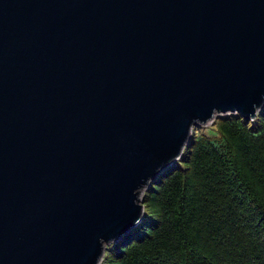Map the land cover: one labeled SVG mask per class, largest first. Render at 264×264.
Here are the masks:
<instances>
[{
  "label": "water",
  "instance_id": "95a60500",
  "mask_svg": "<svg viewBox=\"0 0 264 264\" xmlns=\"http://www.w3.org/2000/svg\"><path fill=\"white\" fill-rule=\"evenodd\" d=\"M264 107V0H0V264H99L193 125Z\"/></svg>",
  "mask_w": 264,
  "mask_h": 264
},
{
  "label": "trees",
  "instance_id": "16d2710c",
  "mask_svg": "<svg viewBox=\"0 0 264 264\" xmlns=\"http://www.w3.org/2000/svg\"><path fill=\"white\" fill-rule=\"evenodd\" d=\"M212 123L142 192V219L99 264H264V107Z\"/></svg>",
  "mask_w": 264,
  "mask_h": 264
},
{
  "label": "rangeland",
  "instance_id": "374dc122",
  "mask_svg": "<svg viewBox=\"0 0 264 264\" xmlns=\"http://www.w3.org/2000/svg\"><path fill=\"white\" fill-rule=\"evenodd\" d=\"M237 114V113H236ZM241 117V116H240ZM242 118V117H241ZM245 121V120H244ZM213 122V121H212ZM212 122H209L207 124H201V125H193L192 129H191V137L193 135V132L195 131H199L200 133H202V135H205L206 137H211L212 134H214V125ZM190 137V138H191ZM176 161V160H175Z\"/></svg>",
  "mask_w": 264,
  "mask_h": 264
},
{
  "label": "bare ground",
  "instance_id": "6f19581e",
  "mask_svg": "<svg viewBox=\"0 0 264 264\" xmlns=\"http://www.w3.org/2000/svg\"><path fill=\"white\" fill-rule=\"evenodd\" d=\"M185 146H186V145H185ZM185 146H184V147H185ZM184 147H183V149H184ZM183 149H182V151H183ZM181 153H182V152H181ZM180 155H181V154H180ZM180 155H179V156H180ZM158 174H159V173H158ZM155 177H156V176H155ZM155 177H154V178H155ZM150 184H151V183H150ZM145 189H146V188H145ZM145 189H144V190H145ZM144 190H141V191H144ZM142 216H143V214H142ZM141 219H142V217H141ZM139 222H140V221H139ZM139 222H138V223H139ZM135 225H136V224H135ZM135 225H134V226H135ZM132 227H133V226H132ZM132 227H131V228H132ZM131 228H130V229H131ZM130 229H129V230H130ZM129 230H128V231H129ZM126 232H127V231H126ZM126 232H125V233H126ZM123 234H124V233H123ZM123 234H122V235H123ZM122 235H121V236H122ZM121 236H120V237H121ZM120 237H119V238H120ZM119 238H117L116 240H118ZM114 241H115V240H114ZM111 242H113V241H110L108 244H110ZM104 250H105V248H104Z\"/></svg>",
  "mask_w": 264,
  "mask_h": 264
}]
</instances>
